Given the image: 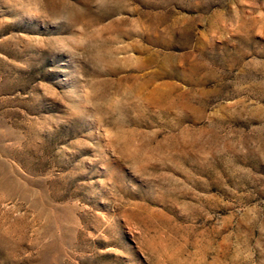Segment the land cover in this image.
Masks as SVG:
<instances>
[{
    "label": "rangeland",
    "instance_id": "1",
    "mask_svg": "<svg viewBox=\"0 0 264 264\" xmlns=\"http://www.w3.org/2000/svg\"><path fill=\"white\" fill-rule=\"evenodd\" d=\"M0 264H264V0H0Z\"/></svg>",
    "mask_w": 264,
    "mask_h": 264
}]
</instances>
